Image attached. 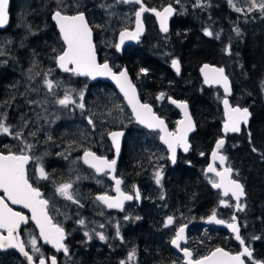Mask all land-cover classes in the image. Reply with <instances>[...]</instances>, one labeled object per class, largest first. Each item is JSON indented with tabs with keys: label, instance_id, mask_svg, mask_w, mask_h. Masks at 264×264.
<instances>
[{
	"label": "flooded vegetation",
	"instance_id": "af4514ba",
	"mask_svg": "<svg viewBox=\"0 0 264 264\" xmlns=\"http://www.w3.org/2000/svg\"><path fill=\"white\" fill-rule=\"evenodd\" d=\"M24 1L26 0H10L9 13L11 21L14 18L15 14H24L28 8H36L37 2L33 1L32 4H29L27 2L26 6L28 7H25ZM142 3L145 6L143 1ZM125 5H129L133 8V10H135L134 5ZM48 10L51 11V9ZM66 14L71 15L74 13L68 12ZM145 15L153 22L152 18L148 16L146 12H144L142 15V20L145 26V31L143 36L141 37L140 42H138L134 46H127L124 48V50L131 48L137 49L138 44H142L144 42L145 33L147 30ZM31 17L33 19L39 17L38 11L36 9L35 11H33ZM172 20L170 21V23L172 22ZM87 21L90 25V21ZM153 29L154 32H157L161 36H165L167 34L159 33L156 30L154 22ZM32 32L33 34L31 40H37L38 37H41L40 44L44 46L46 51H49L52 43V34L46 35L45 32L48 31H46L44 28H42L41 31L40 29L32 28ZM12 35L13 34H9L7 27L4 30H0V40L2 37L6 36L8 38H11ZM94 39L95 34L93 31V41ZM8 46L11 47V49L8 51L10 54V58H6L5 56L0 55V114H6V123L11 126L14 132L22 131L24 140L26 141V143H29L35 140L34 135H30V133H32V127L34 126V123L32 116H29L27 120L23 119V117L26 115L25 110L32 109L31 106L24 105V102H29L31 98H33L31 97L30 93L31 87L35 84V82H29V87L26 88L28 90L23 91V82L25 81V77H23L22 74L32 75L29 78L31 79L32 77H35L34 75L35 73H37L38 69L34 66L31 67L30 70H27L29 69L30 61L26 60L22 62L21 60L15 58V55L12 53V51L20 50L23 47L15 45L16 48H14V44H9ZM97 54L99 55L101 60H106L102 56H100L98 51ZM120 56H117L115 54L114 64H117V67H113V64L106 60L109 62L110 66L113 67L114 71H118L121 67H123L119 61ZM173 59L179 61V73H177V71H175L171 67ZM173 59L168 65L161 63V65L165 67L166 72H164V76L160 77L161 80L159 81L158 90L154 95L149 93L148 88H141V79L138 76L136 77V84H133L136 85L135 87L137 88L140 100L144 103L150 104L152 106L153 112L165 121L167 130L174 133L175 123L178 120L179 115L178 112L173 109L168 103V100L169 98H171L172 100L185 102L187 104L189 112L191 100L196 99V97H194L195 93L193 94L194 91L189 93L188 90L186 91V95H182L178 90V88H180L181 91L183 90V87H181V85H178V83L184 80L186 75H189L191 77L190 81L195 77V81L197 83H194L193 81L191 82L193 83V85H196L197 88L199 87L201 91L200 95L202 93H204L205 95V97H200L199 100L212 102L214 105L216 103L217 109L216 111L210 110L209 117H211V119L209 123L206 124L195 122L189 113L194 126V130L188 134L187 138L190 148L187 152H182L178 148L177 159L175 163L168 159L165 148L158 141L159 133L157 131L144 130L133 124L134 127L144 131L145 136L154 139L157 142L158 146L154 145L151 149L146 148L145 150H143V152L145 153V166L139 174L133 173L132 164L130 166L129 163L125 165V158L123 154H121L120 150V154L116 160L117 163L115 165L113 177L122 180V184L120 187L121 190L125 193L134 195L136 190H138L140 193L139 199L134 198L130 201H124L123 211L115 208L109 209L103 202L96 199L97 196L105 194L111 197H115L116 191L112 187V184L107 180L106 173L98 174L80 160V153L86 150L95 153L97 156L111 160L112 155L110 152V148L107 146V152H105V154H102L98 149L99 145L96 142V138L93 137V142H95L93 146L91 145L87 148L79 149L74 153L70 151V154L68 156V160H72L73 157H77V161H80L83 164L85 172H83L82 175H91L92 178L99 181V183H96L94 181H91L88 176H86V179H84L81 183H77L80 186L79 190H77V193L79 194H77L76 196L74 195V197L75 199L79 200L78 205L76 203L74 204L70 202L66 206H63L60 203L58 206H55L52 203V201L55 200L54 198L58 199V201L63 200V197L61 195L57 197V193L53 192V189L49 186V182H47L50 181L52 184H55L56 182L57 184L59 182H64L63 178L67 175L68 171H61V173L58 172L60 170L61 163L58 164V167H54L53 165L50 166L51 164L45 166L47 167L46 173L48 174L49 178L39 179V175L29 174V168L32 164V160L29 161L26 167L28 175L30 177V182H32L35 187H38L40 189L43 194V198L50 201L49 215L53 218L54 223H59L65 229V232L67 234L64 243L67 245L69 253L68 255H65L63 251L57 252L48 245L42 244L38 237L37 231L29 221L27 224L21 225L20 238L24 241H27L30 236H37L38 246L40 247L41 252L46 258L55 255L58 264H78V261L82 262V264H121V261H125L126 264H150L148 260V254L146 253V251L143 252L141 250V245L147 246V243L150 242L151 226L153 225L155 227V229H153V232L156 239L162 241L163 243H167L169 248L173 251L174 255H172V261H170L169 264H183V256L179 253L181 250L178 248L177 250L171 248V240L174 238L175 229L180 225H186V240L181 242V248H188L193 254V260L199 259L208 254V252L213 249L211 243L215 238L214 230L217 228L208 226L204 224L203 221L209 215H212L213 211L215 210L216 216L227 222H230L231 217L235 215L237 224L240 228V234L243 238H245L246 246L251 249L254 259L256 261L264 262V253L259 254V246L256 243V239H253V236L255 237L256 232L245 231L242 226L243 222L239 219V217L236 216L238 212V209L236 207L237 204L234 205L230 198L222 197L223 200L231 202L232 208L230 213L222 214L219 208H216L215 194H218V192L212 188V184L210 182V180H215V177L213 176V174L204 172V169L209 161V153L214 148L215 141L221 138L225 140L224 145L220 149H216V151L221 155L227 157L226 161L224 162V167H231L232 169H234V165L232 164V162H234L235 156L229 146L230 144L242 145V125L241 131L238 133H221V101L223 99V95L217 87L203 86L198 74V67L201 63L204 62L216 67H221L222 69L224 68L222 66L216 65L213 62L200 61L192 67V71H190L189 69L188 72L185 69L184 64L181 62L180 56L177 55ZM38 61H40L41 64H53V62L50 60ZM35 69H37V71H35ZM58 71L60 70L58 69ZM224 74L228 77L231 84V94L227 99L232 106H236L234 103L230 102L235 96V90L234 86L232 85L231 76H228L226 74L225 69ZM36 79L37 77H35L34 81H36ZM169 79H172L174 83L172 81H169ZM94 83L88 82L87 86L93 85ZM210 92H213V94H215L211 96ZM218 92L221 94V98L219 97ZM160 93L165 94L164 99H157ZM160 102H165L167 108L161 107L160 105L158 106L157 104ZM240 106L248 108L246 102H241ZM214 113L219 117L217 126L215 125ZM30 114L31 113L29 112L26 116ZM25 123H27L26 127H24ZM214 127L216 128L215 132ZM123 130L125 135V129ZM55 133L56 131L54 130V134ZM234 136H238L239 138L232 139V137ZM53 143L59 142H57L55 139L53 140ZM5 146L11 148V150L14 152H18L23 144L19 140L14 139L12 136L0 134V151L6 152L7 148H5ZM53 151H55V149ZM125 151L126 150L123 149L124 155L127 156L125 154ZM201 153H204V155H201ZM28 154L33 157L31 152ZM120 156L122 157L120 158ZM214 166L217 169L219 168L217 164H214ZM69 167L70 163H68V169ZM157 172H161L162 174L161 183L159 185L156 183ZM231 177L235 179L233 173ZM183 181H187L190 185H193L194 188L191 190V188L189 187L190 185H187V187L184 188L180 187ZM238 181L243 185L246 195L245 184L242 182V180ZM243 199H245V196ZM243 199L239 200L238 203L242 204ZM14 210L22 212L23 214L28 216V214L23 210ZM100 212L103 215H101ZM126 216L128 217L127 220L125 219ZM168 216H172L174 218V224L172 226L165 227L164 225ZM79 219H84L86 222V226H80L77 223V220ZM97 223H99L98 226H96ZM101 224L104 225L103 228L100 227ZM117 224L119 225L120 237L116 236ZM85 231L89 232L92 237L91 239H88V237L84 235ZM97 232H102L107 237V239L102 242H98L97 239L99 237L96 235ZM224 232L226 233V235L230 236L231 242L233 243L231 235L226 231ZM4 234L6 235V233ZM201 244H207V246H201ZM235 245L236 250L234 252H237L239 246L237 244ZM132 249L136 250L135 257L134 259L129 260L128 255L132 251ZM26 251L32 254L30 245H26ZM244 259L246 261V264H252V262L247 258ZM0 264L24 263L11 250H0Z\"/></svg>",
	"mask_w": 264,
	"mask_h": 264
},
{
	"label": "rangeland",
	"instance_id": "374dc122",
	"mask_svg": "<svg viewBox=\"0 0 264 264\" xmlns=\"http://www.w3.org/2000/svg\"><path fill=\"white\" fill-rule=\"evenodd\" d=\"M36 1L35 9L38 11V14L40 11V13L45 12L50 14L52 10L57 9L56 0ZM223 1L225 6H222L220 3L211 5V3H217L216 0H201L200 6H194L196 5L197 0H180V3L177 4L176 7L175 16H182L184 19L185 14L189 15L187 22L193 27V29L191 28L192 33H189V40L193 42L195 46L197 45L196 48L193 47L192 50H196V53H203L208 59H211L210 62L222 66L225 69L226 74L231 76L235 96L230 102L239 106L241 102H248L249 105L254 104L255 106V100H262L264 95V68H256V74H258L257 81H253L248 77V74L246 75L245 71L242 70V63L240 62L241 57H238L237 54L231 50L229 39L225 37L224 30L227 28L225 29L226 25L224 19L227 16L225 13L227 12L225 10L227 7L236 12L241 20H249L252 17L264 19V13H261L259 10L247 12L249 7L248 0H245L247 6L244 12L235 11L234 7L229 4V0ZM236 1L242 5L243 0H232V4L235 5ZM27 2L32 4L33 0L24 1L25 7H28L26 6ZM260 2L261 0H256L257 4ZM63 3L66 6L64 9L66 13H85V16L87 17V20L90 21V25L95 34L94 43L97 46L98 53L104 59L111 62L113 67H117L118 65L114 64L115 53L113 51L115 33L120 29L131 26L132 15L134 12L133 8L124 3H117V0H63ZM187 4H190L188 10L185 7ZM35 9L28 8L24 14L20 13L14 15L8 30L9 34H13L12 36H14V38H8L7 36L1 38L0 53L2 54L0 55L10 58L8 51L11 47L8 46L9 44H14V48H16L15 45L23 47L22 49L26 47L33 34L31 24L28 22L27 18L31 17ZM48 9H51V11ZM220 20L223 22H220ZM145 23L147 24L145 39L142 44H138L137 49H142L144 52L146 50L145 45L152 42L157 46V49L153 51V53H156V56L161 61H166L167 65L177 55H181L178 46L176 47L172 42H169L167 37L154 32L153 22L146 17V15ZM259 26L264 27L261 25ZM39 27L40 31L42 28L47 31L48 28L47 25L43 23ZM205 29L212 31L213 36L210 37L205 35ZM262 29L264 30V28ZM217 35L219 36L218 39L216 38ZM40 39L41 37H38L37 40H33L32 43H40ZM51 40L52 43L50 50L46 51L44 48L41 57L42 60H50L53 61L54 64H41L40 61H38L39 59L35 57L34 51H29L26 53V59L30 61L29 69L27 70H30V68L34 66L37 67L38 71L35 69L37 73L34 75L37 79L34 81L35 77L29 79L32 75L22 74V76L25 77L23 91L28 90L26 88L29 87V82H35L31 87L30 93L33 98H31L29 102H24V105L32 107L31 110H25V114L27 115L29 112L31 114L23 117L24 120H27L29 116H32L34 123L32 133H35V140L27 143L32 145L30 152L33 155L29 174L39 175L38 168L40 165H42L45 171H47V167L45 166L51 164L50 166L53 165L54 167H58V164L61 163V171H68L67 175L63 178L64 182H59L58 184L57 182L55 184H52L50 181L47 182H49V186L53 189L54 193H57L56 188L59 184L71 182L73 185L71 191L76 196L79 194L77 193V190L80 188L77 183H81L86 179V176L96 183H99V181L92 178L91 175H82L83 172H85L83 164L80 161H77V157L72 156V160H68L70 151L74 153L79 149L87 148L91 145L93 146L95 144V142H93L94 137L99 145L98 149L102 154H105V152H107L106 147H109V145L105 137L101 135V131L106 134L112 129L111 126L118 125L119 123L126 125L132 121L129 113L124 109L118 110L115 105L113 107L111 104L109 106L111 109L106 111L104 107L101 108L99 106L100 104L98 101H108L105 96H98L102 93H107L104 92L105 89L102 86L95 85L90 88L87 86L88 81L80 79V81L76 83L73 78L74 75L70 72L58 71L55 57L61 51V48L59 50L57 44L60 42L57 36H51ZM229 48L230 52L228 50ZM146 55L150 56L148 53H146ZM189 64H184L185 69L188 72ZM45 74H47V77ZM45 78L51 79L54 82L52 92H49L47 86L44 84ZM178 84L183 87L182 91L178 88L182 95H186V91L189 90L194 91V97L198 100L200 97H205L204 93L200 95L201 91L199 87L197 88L196 85H193L190 79H184ZM140 85L142 87L143 83L140 82ZM66 91L70 92L77 103L81 102L79 99V93L83 91L84 97L82 103L84 104V107L80 108L75 104H69L66 107L59 105L57 101L64 97ZM93 93L98 96L96 99ZM214 94L213 92H210L211 96ZM218 95L221 98L219 92ZM109 97L111 98V102L115 103L114 95H109ZM157 105L167 108L165 102H160ZM92 110H98V112L92 113ZM89 118L93 120L94 127L88 123ZM54 130L58 135L54 134ZM261 132L263 134H260ZM134 135L136 134L134 133ZM233 138L239 137L234 136L232 139ZM55 139L59 143H53V140ZM64 140L66 143L63 142ZM68 140L71 141L68 142ZM251 141L252 145L250 143ZM22 147H24V145ZM229 147L235 156V160L232 162L234 165L233 176L237 180H242L246 187L245 199H243L242 204H240L243 206L242 210L238 209L236 216L243 222L242 226L246 232H256L255 237H259V239H256V243L259 246L258 252L259 254H262L264 253V129H261L260 131L258 129L255 133L252 130L251 133L242 130V145L230 144ZM253 148H255L256 151H253ZM54 149L55 151H53ZM37 158H39V164L37 163ZM68 163H70L69 169ZM58 196L59 193H57V197ZM54 199L55 200H53L52 203L55 206H58L59 203L66 206L71 202L64 197L62 201H58L56 198ZM221 201H225V204H221ZM215 206L216 208H219L222 214L230 213L232 208L231 202L223 200L218 194H215ZM100 214L103 215L101 212ZM98 225L99 223L96 224V226ZM97 241L102 242L99 238ZM201 246H207V244H201ZM77 263L82 264L80 261Z\"/></svg>",
	"mask_w": 264,
	"mask_h": 264
},
{
	"label": "snow or ice",
	"instance_id": "6c2138e0",
	"mask_svg": "<svg viewBox=\"0 0 264 264\" xmlns=\"http://www.w3.org/2000/svg\"><path fill=\"white\" fill-rule=\"evenodd\" d=\"M9 3L10 0H0V28H6L10 21L9 13ZM57 9L54 11L52 19L56 22L59 32L61 34L63 44L65 47L56 56L57 65L64 72H70L76 76H84L95 79L96 77L107 76L115 81L116 85L119 87L120 92L124 94L127 99L128 104L131 106L132 113L135 119L140 123L146 125L148 128L159 129L163 135L160 139L170 152V159L173 163L177 159V149L182 148L184 152L189 151L190 145L188 143V134L193 131V123L191 117L189 116L187 110V104L178 102L176 100H171V103L175 104L177 107L184 111L185 119L178 122V127L176 132H169L165 126V121L158 117L152 109V106L148 103H141L139 100L136 87L129 78L127 69H122L113 71V67L105 60V62H98L97 58V46L93 41V29L89 25L88 21L83 12H77L73 15H68L64 11L65 5L63 0H56ZM117 3H135L140 5L139 9L135 11L136 27L135 30L124 29L119 33V43L115 44L114 47L120 50L121 46L124 44L125 40H138L143 32V27L141 24L142 13L146 11H152L155 13L159 20L160 30L164 33L169 31L168 21L171 16L176 12V9L169 4L164 7L162 11H158L155 8H146L142 0H117ZM179 4L180 0H176ZM201 0H197L196 5L200 6ZM229 4L232 5L237 12H244L243 8L235 7L232 4V0H229ZM249 7L247 12L259 10L264 13V0H261L259 4L256 0H248ZM111 7V6H106ZM247 14V13H245ZM99 27V26H97ZM205 35L213 36V32L205 29ZM237 34L239 35V30L237 29ZM218 39L219 36L217 35ZM230 52V48L228 49ZM55 51V49H54ZM2 54V53H0ZM172 65L179 73V61L173 59ZM208 65H204L201 69H208ZM147 69H140L141 73L146 74ZM47 77V74H45ZM205 83L211 84H222L226 94L230 93V86L228 82V77L224 74V69L222 68H212L210 72H205ZM44 84L47 86L48 91L52 92L54 88V82L51 79L45 78ZM84 97V92L79 93L80 103H77L73 99L69 91H66L64 97L58 99V104L61 106H68L69 104H75L80 108L84 107L82 103ZM165 94L160 93L157 99H164ZM223 104L225 107L226 120L223 125V131L225 134L228 132L238 133L241 131V124H247L250 112L247 107H241L239 105L232 106L227 99V96L223 99ZM6 114H0V134L12 136L14 139L19 140L24 147H22L18 152H14L11 148H7V151H0V249H16L18 250L28 261V264H58L55 255L50 257H45L38 246V237L32 235L27 241L20 238L21 225L27 224L29 219L35 222L39 228V239H42L45 244H51L52 247L57 251H63L65 255H68L69 249L64 243L66 239L65 229L59 224L54 223L53 218L49 215V204L48 199L43 198V194L38 187H35L32 182H30V177L27 171V165L30 160L33 159L28 153L32 149L31 144H27L24 140V135L22 131H13L11 126L6 123ZM90 125H94L91 118L88 119ZM27 123L24 124V127ZM30 135H35V133H30ZM112 144L114 146L117 155L121 150L120 137L123 135L122 132H110L109 133ZM225 143L223 138L219 139L216 143V149H220ZM253 151H256L253 148ZM204 155V153H201ZM212 161L206 169L207 173H214L216 177L219 178V182L215 180H210L212 187L217 189H223L224 196L231 194L237 201L240 197L244 196L243 185L237 180L232 179L231 175L233 169L231 167H225L223 171H218L214 166L215 161L218 159L220 164L223 165L227 157L224 155L217 154L216 150L212 152ZM84 163L90 164L91 167L95 168L97 172H102L104 169H109L112 172L115 171V165L117 163L116 159L109 161L107 158H102L96 156L95 153L86 150L84 152ZM37 163L39 164V158H37ZM39 179H48V174L46 173L42 165L38 168ZM115 179L116 188L115 191L118 194L116 197H111L108 195L97 196V200L103 202L109 209H120L123 211L124 201H130L134 198L139 199L140 193L138 190L135 191L134 195H130L121 190L122 180L113 177ZM162 174L161 172L156 173V183L159 185L161 183ZM73 185L71 182L61 183L57 186L56 192L59 193L66 200L73 203L79 204V200L75 199L73 192L71 191ZM10 201L12 205H21L23 208L28 209L31 212V217L26 216L22 212L15 211L9 206ZM221 204H225V201H221ZM82 206V205H81ZM227 206V205H225ZM237 209L242 210V205L237 203ZM127 220L128 217L126 216ZM232 222L227 224V227L235 234V239L242 246V251L237 254H231L225 251L223 248L217 247L209 255L203 256L199 259H192V252L188 248H181V241H185V228L186 225H180L175 229L174 238L171 240V244L176 248L180 249L184 256L188 258V264H246L244 257H247L252 264H264V262L256 261L253 257L251 249L246 246L245 238L240 234V228L236 223V217L233 215L231 217ZM209 223L225 224L223 219H217L215 210L212 215L208 218ZM80 226H86L84 219L77 220ZM174 224V218L168 216L165 222V227L172 226ZM101 228L104 227L103 224L100 225ZM6 233V235L4 234ZM84 235L91 239V235L88 231L84 232ZM96 235L100 240L104 241L107 237L102 232H97ZM116 236L120 237L119 225L116 227ZM122 239V237H121ZM253 239H259V237H253ZM26 245L31 246L32 254L26 251ZM135 249L128 255V259L132 260L135 257ZM121 264H126L125 261H121Z\"/></svg>",
	"mask_w": 264,
	"mask_h": 264
},
{
	"label": "trees",
	"instance_id": "16d2710c",
	"mask_svg": "<svg viewBox=\"0 0 264 264\" xmlns=\"http://www.w3.org/2000/svg\"><path fill=\"white\" fill-rule=\"evenodd\" d=\"M33 1L37 2L36 0ZM142 1L144 2L145 6L148 8H158L166 4H171L175 9L177 7L176 0H142ZM216 2L217 3H211V5L220 3L222 6L223 5L225 6L223 0H216ZM189 5L190 4H187L185 6L187 10ZM235 5L236 7L243 8L244 10L246 9L247 6L245 0H243L242 5L239 4L238 1H236ZM225 10L227 11L225 12L227 16L224 19L226 25L225 29L227 28L226 30H224L225 37L229 39V45L231 46V50H233V52H235L238 57H241L240 62L242 63V70H244L246 75L248 74V77L251 78L253 81H257L258 74H256V68L258 69L264 68V30L262 29L264 27L259 26V25L264 26V19L252 17L249 20L248 19L241 20L239 15L229 7H227V9ZM40 12L38 18L35 19H33L32 17L27 18L28 22L31 24V27L39 29L40 28L39 26L42 23L46 24L48 27L47 28L48 32H45V34L46 35L52 34V36L56 37L57 35L49 20V14L45 12L43 13ZM188 18H189L188 14H185L184 19L182 18V16H175L169 25L170 30L167 32L165 37L168 38L169 42H172L174 45H176V47L178 46L180 48L181 62L183 64L190 63L189 69L190 71H192L191 69L196 63L200 61L210 62L211 59H208V57H206L203 53L200 52L196 53L197 52L196 50H192V48L193 47L196 48L197 45L195 46V44L189 40V33L192 31L193 27H191V25L187 22ZM10 22L11 20L9 21V24L7 26L8 30L11 24ZM220 22L223 21L220 20ZM237 29L239 30V35L237 34L236 31ZM11 38H14V36H12ZM57 44L60 50L61 44L60 43ZM145 47L146 50L144 52L142 50L133 49V48L124 50L119 58V61L122 64V66L125 69H127L128 75L134 84H136L135 82L136 77L137 76L140 77L141 82L143 83V86L141 88L143 87L148 88L149 93L154 95L155 92L158 90L159 81L161 80L160 77L164 76L165 74L164 72H166L165 67L162 66L161 63L166 64L165 63L166 61H161L156 56V53H153V51L157 49V46L155 44L149 42L148 44L145 45ZM43 49L44 46H42L39 42L33 44L32 40L30 39L24 49L21 48L20 50L17 51L13 50L12 53L15 55L16 59L24 62L25 60H27L26 53L29 51H34L35 57L39 60H42L41 54H43ZM146 53H148L150 56H147ZM97 56L99 61H103L100 59L98 54ZM142 68L148 70L146 74L140 72V69ZM73 78L76 81V83L80 81V78L76 76H73ZM190 78L191 77L189 75H186L185 80L186 79L189 80ZM169 81L173 82L172 79H169ZM191 81L197 83L195 81V77ZM95 85L102 86L105 89L104 92H107L105 94L102 93L98 95V96H105L109 101V102L105 100L98 101V103L100 104L99 106L101 108L104 107V109L108 111L111 109L109 106L112 104L113 107L115 105L118 110L124 109L125 111H127L119 95L116 92H114L109 85L101 82H96L93 85H89V87L91 88L94 87ZM93 94L96 99L98 96H96L95 93ZM112 94L114 95L115 103L111 102V98L109 97V95ZM255 103L256 105L254 106V104L249 105V103L246 102V105L248 106L250 112V118L247 127L243 128V130L248 131L249 133H251V130L254 131L255 133L256 131H258V129L259 131L261 129H264V103L262 102V100L259 99L255 100ZM189 109H190L189 113L195 122L200 124H206L209 123L211 119V117H209L210 110L216 111L217 104L215 103L214 105L212 102H206L205 100L201 101L198 99H192ZM95 112H98V110L97 111L92 110V113ZM214 117H215V125L217 126L219 117L215 113H214ZM111 127L112 129H125V135L121 143V154H123L125 158L124 159L125 165L129 163L130 166L132 164L133 173L139 174L145 166V153L143 152V150H145L146 148L151 149L154 145L158 146L157 142L154 139L145 136L143 134L144 131L134 127L132 122L126 125L123 123H119L118 125H113ZM215 131L216 128L214 127V132ZM134 133L136 135H134ZM260 134L263 133L261 132ZM55 135L58 134L55 133ZM101 135L105 137V133H102V131H101ZM69 141L71 140H68V142ZM63 142L66 143L65 140ZM250 143L252 145V141ZM123 149L126 150L125 154L127 156L124 155ZM121 157L122 156H120V158ZM58 172L61 173V169ZM187 185L190 184L187 181L186 182L183 181L180 187L184 188L187 187ZM189 187L191 188V190L194 188L193 185H190ZM153 229H155V227L152 225L150 242L147 243V246L141 245V250L143 252L146 251V253L148 254V258H149L148 260L150 264H169L170 261H172V255H174L173 251L169 248L167 243H163L162 241L156 239ZM214 232H215V238L211 243L213 248L222 247L229 252H234L236 250V245L231 242L230 236L226 235V233L223 230L215 229Z\"/></svg>",
	"mask_w": 264,
	"mask_h": 264
},
{
	"label": "water",
	"instance_id": "95a60500",
	"mask_svg": "<svg viewBox=\"0 0 264 264\" xmlns=\"http://www.w3.org/2000/svg\"><path fill=\"white\" fill-rule=\"evenodd\" d=\"M125 4H132V5H134V6H135V10H134V13H133V16H132V25H131V27H130V28H124V29L135 30V27H136L135 11H137V10L139 9L140 5L135 4V3H125ZM168 5H169V4L162 5L161 7H159V8H155V9L158 10V11H162L163 8L166 7V6H168ZM148 9H153V8H148ZM54 11H55V10H52V11L50 12V14H49V20H50V22H51V24H52V26H53V28H54V31H55V33H56V35H57V38H58V40H59V42H60V44H61V46H62V48H61V50H62V49L65 47V45L63 44V40H62L61 34H60V32H59V28H58L56 22L52 19V16H53ZM146 13H147L148 16H150V17L152 18V20H153V22H154V25H155V27H156V30H157L159 33H161V34H165L164 32H162V31L160 30L159 20H158L157 16L155 15V13H153L152 11H146ZM74 14H76V13H74ZM68 15H70V14H68ZM71 15H73V14H71ZM142 15H143V13H142ZM174 17H175V13L173 14V16H171V17L169 18L168 26H169L170 21H171ZM86 20H87V19H86ZM141 24H142V27H143V32H142V34L140 35V37H139L138 40H125V42H124V44L121 46L120 50H117V49L113 46V51H114V53H115L117 56H120L121 52L124 50L125 47H127V46H134V45H136L138 42H140L141 37L143 36L144 31H145V26H144V23H143V20H142V16H141ZM4 29H5V28H0V30H4ZM124 29H120V30H118V31L116 32V34H115V40H114V45L117 44V43H119V33H120L122 30H124ZM57 55H58V54H57ZM57 55H56V56H57ZM55 58H56V57H55ZM97 58H98V57H97ZM55 61H56V59H55ZM98 62H99V60H98ZM103 62H105V61H101L100 63H103ZM107 62H108V61H107ZM108 63H109V62H108ZM56 65H57V61H56ZM204 65H208L209 68H208V69H204V71L202 72L201 69L204 68ZM171 67L176 71V69L173 67L172 63H171ZM57 68H58L60 71H63L62 69H60V68L58 67V65H57ZM212 68H217V69H219V68H221V67H216V66H214V65H210V64H208V63H206V62L201 63V64L199 65V67H198V74H199V77H200V79H201V83H202V85L205 86V87H209V86H211V87H217V88H219V90L221 91V93H222V95H223V99H224L226 96H227V98H228V96L231 94V84H230L229 79H228L229 86H230V93H229V94H226V93H225V91H224V87H223L222 84H211V83H205V72H210V70H211ZM122 69H125V68H124V67H121L119 70H122ZM119 70H118V71H119ZM113 71H114V70H113ZM118 71H117V72H118ZM71 74H72V73H71ZM72 75H73V74H72ZM74 76H76V75H74ZM76 77H78V78H80V79H83V80H87L89 83H94V82L97 81V82H101V83H105V84L109 85V86L112 88V90H113L114 92H116V93L119 95V97L121 98V100H122V102H123V104H124L126 110L128 111V113H129V115H130V118H131V120H132V122H133L134 125H136V126L142 128V129H144V130H148V131H157V132L159 133L158 141H159V143L165 148V150H166V152H167V157H168V159L171 161V159H170V152H169V150H168V148H167V145L164 144L163 141L160 139V136L163 135L164 133H162L159 129L148 128L146 125H144V124H140V123L135 119V116H134V114L132 113L131 106L128 104V101H127V99L124 97V94H123L122 92H120L119 87L116 85L115 81H113L110 77H107V76L96 77L95 79H92V78H90V77H84V76H76ZM129 78H130V77H129ZM132 83H133V82H132ZM136 93H137V96H138L137 89H136ZM138 98H139V96H138ZM223 99H222V101H221V109H222L221 133H222V134H224V131H223V125H224V122H225V120H226V116H225V107H224V104H223ZM139 100H140V98H139ZM171 100H172V99H171ZM171 100L169 99V100H168V103L171 105V107H172L173 109H175V110L178 112V115H179V118H178V120H177L176 123H175V130H174V133H175L177 127L179 126V125H178V122H179L180 120L185 119V116H184V111H183L181 108L177 107L175 104L171 103ZM140 101H141V100H140ZM178 102H181V101H178ZM262 102L264 103V95H263V98H262ZM141 103H144V102L141 101ZM182 103H185V102H182ZM187 110H188V108H187ZM188 113H189V112H188ZM189 116H190V115H189ZM249 118H250V117H249ZM161 119H162V118H161ZM191 120H192V119H191ZM192 123H193V122H192ZM247 124H248V123H247ZM247 124H246V125H245V124H241V125H242V128H246V127H247ZM165 126H166V125H165ZM193 130H194V128H193ZM115 131H118V132H122V133H123V135L120 137V142H121V143H122V139H123V137H124V130H123V129H113V130H110V131L106 134V139H107V141H108V143H109L110 152H111V155H112L111 160H112V159H116V160H117V158H118V156H119V154H120V153H119V154L117 155V153L115 152L114 146H113V144H112L111 137H110V135H109L110 132H115ZM191 132H192V131H191ZM191 132H190V133H191ZM218 140H219V139H218ZM218 140H217V141H218ZM217 141H215V143H214V148H213V149L211 150V152L209 153V156H208V160H209V161H208L207 166H206L205 169H204V172H205V173H207V172H206V169H207L208 165H209L210 163H213V161H212V155H211V154H212L213 150H216V143H217ZM179 150H181L182 152H184L182 148H179ZM84 152H85V151H82V152L80 153V160H81L83 163H84V158H83V157H84ZM217 154H218V156L221 155V154L218 153V152H217ZM96 156H97V155H96ZM99 157H100V156H99ZM102 158H104V157H102ZM111 160H109V161H111ZM84 164H85L86 166H88L89 168H91L93 171H95V172L98 173V174L106 173V174H107V175H106L107 180L112 184V187H113L114 189L116 188L115 179H113V173H114V172H112V171L109 170V169H104V171H102V172H97L95 168H93V167L90 166V164H86V163H84ZM214 164H217V165H218V167H219V168L217 169L218 171H223V169L225 168V167H224V164L221 165L218 159L215 161ZM209 174H213V176L215 177V181H216V182H219V178L216 177L214 173H209ZM231 178H232V177H231ZM232 179H233V178H232ZM235 180H236V179H235ZM237 181H238V180H237ZM238 182H239V181H238ZM239 183H240V182H239ZM212 188H213L215 191L218 192L219 196H221V197H223V198H226V197L230 198V200L232 201V203H233L234 205H236V204L238 203V201H237L234 197H232L231 194H229L228 196H224V194H223V189H217V188H214V187H212ZM243 189H244V187H243ZM244 193H245V192H244ZM0 194H2V193H0ZM117 195H118V194L116 193L115 197H116ZM244 196H245V195H244ZM244 196L240 197L239 200L243 199ZM6 202L9 203V206L12 207L13 209L23 210L24 212H26V213L28 214L29 217H31V212H30L28 209L23 208L21 205H12L10 201H6ZM210 216H211V215H209V216L203 221V223L206 224V225H208V226H211V227H213V228L223 229L224 231H226L227 233H229V234L231 235L233 243H235V244H237V245L239 246L238 251H237V252H234V253H231V254L234 255V254H237L238 252L242 251V246H241V245L239 244V242L235 239V234L231 231L230 228L227 227V224H228V223H231L232 220H231L230 222L225 221V224H216V223H214V222H213V223H209V222H208V218H209ZM217 219H220V218L217 217ZM29 222L33 225L34 229L37 231V234H38V237H39V228L37 227V225L35 224V222L32 221L31 219H29ZM236 223H237V220H236ZM40 241H41L42 244H45V243L43 242L42 239H40ZM181 242H183V241H181ZM46 245H48L49 247L53 248L51 244H46ZM171 248L174 249V250H177V248H176L174 245H172V244H171ZM216 248H217V247H216ZM216 248H213L212 250H210V251L208 252V254H206V255H209V254H210L212 251H214ZM220 248H222V247H220ZM53 249H54V248H53ZM223 249H224V248H223ZM0 250H11L12 252H14V253L16 254V256H18V257L20 258V260H21L24 264H28V261L26 260V258H25V257H24V256L18 251V250H16V249H11V248H9V249H0ZM54 250H55V249H54ZM224 250H225V249H224ZM225 251H227V250H225ZM179 253L183 256V261H182L183 264H188V258H186V257L184 256V254H183L182 251H180ZM206 255H205V256H206ZM244 258H247V257H244Z\"/></svg>",
	"mask_w": 264,
	"mask_h": 264
},
{
	"label": "bare ground",
	"instance_id": "6f19581e",
	"mask_svg": "<svg viewBox=\"0 0 264 264\" xmlns=\"http://www.w3.org/2000/svg\"><path fill=\"white\" fill-rule=\"evenodd\" d=\"M170 30V29H169Z\"/></svg>",
	"mask_w": 264,
	"mask_h": 264
}]
</instances>
